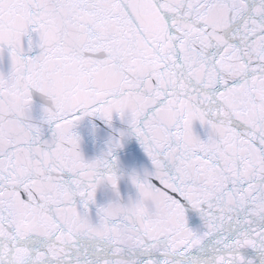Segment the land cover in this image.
Returning <instances> with one entry per match:
<instances>
[{
	"label": "snow or ice",
	"instance_id": "snow-or-ice-1",
	"mask_svg": "<svg viewBox=\"0 0 264 264\" xmlns=\"http://www.w3.org/2000/svg\"><path fill=\"white\" fill-rule=\"evenodd\" d=\"M0 264H264V0H0Z\"/></svg>",
	"mask_w": 264,
	"mask_h": 264
}]
</instances>
